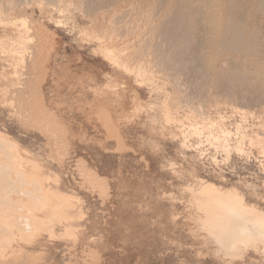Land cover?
<instances>
[{"label":"rangeland","instance_id":"obj_1","mask_svg":"<svg viewBox=\"0 0 264 264\" xmlns=\"http://www.w3.org/2000/svg\"><path fill=\"white\" fill-rule=\"evenodd\" d=\"M0 3V162L16 146L27 165L0 166L18 206L0 205V264H264L263 244L228 251L204 229L193 198L212 184L264 211V0ZM30 164L75 220L22 210Z\"/></svg>","mask_w":264,"mask_h":264},{"label":"bare ground","instance_id":"obj_2","mask_svg":"<svg viewBox=\"0 0 264 264\" xmlns=\"http://www.w3.org/2000/svg\"><path fill=\"white\" fill-rule=\"evenodd\" d=\"M1 4V3H0ZM16 4V3H15ZM61 12V11H60ZM1 19V18H0ZM22 20V19H21ZM8 21V20H7ZM14 22V21H13ZM16 22V21H15ZM19 22V21H18ZM22 22V21H21ZM25 22V21H24ZM8 23H9V21H8ZM11 24V23H10ZM13 24V23H12ZM24 24V23H23ZM3 25V24H2ZM21 25V24H20ZM10 26V25H9ZM23 26V25H22ZM24 27H26L25 25H24ZM20 28V27H19ZM17 29H18V27H17ZM22 29V28H21ZM27 30V29H26ZM29 32V31H28ZM20 33V32H19ZM18 33V34H19ZM24 34H26V33H24ZM20 38V37H19ZM18 38V39H19ZM17 39V38H16ZM22 39V38H21ZM20 39V40H21ZM28 39V38H27ZM26 39V40H27ZM10 40V39H9ZM25 41V40H24ZM8 41H6V43H7ZM11 42V41H10ZM16 43H17V40H16ZM20 43H22V42H19V44ZM4 45H6L5 43H4ZM15 45H17V44H15ZM22 46V45H21ZM4 48H6V47H4ZM3 48V49H4ZM21 48V47H20ZM23 48V47H22ZM21 48V49H22ZM10 49V48H9ZM8 49V50H9ZM1 51V50H0ZM5 51H7V50H5ZM10 51V50H9ZM24 51V50H23ZM2 52V51H1ZM13 52V51H12ZM16 53H19V52H16ZM5 55V54H4ZM13 55V54H12ZM17 56V55H16ZM24 57V56H23ZM29 59V58H28ZM11 60H12V58H11ZM16 60V59H15ZM16 61H18V60H16ZM21 63V62H20ZM7 65V64H6ZM13 65H14V63H13ZM14 67V66H13ZM14 72V71H13ZM16 85V84H15ZM17 85H19V84H17ZM3 90V89H2ZM1 90V91H2ZM4 91V90H3ZM5 92H8L7 90H5ZM5 95V94H4ZM4 101V100H3ZM2 101V102H3ZM32 131V130H31ZM1 137H2V135H1ZM0 137V138H1ZM7 139V138H6ZM3 140H5L4 138H3ZM6 141V140H5ZM3 142V141H2ZM2 142H0V144L2 143ZM5 143V142H4ZM4 143H2L3 145H4ZM251 143V142H250ZM9 143H7V145H8ZM47 144V143H46ZM5 145H6V143H5ZM4 145V146H5ZM9 145H11V144H9ZM1 146V145H0ZM4 146H2V147H4ZM14 146V145H13ZM7 147V146H6ZM11 148H16V146L15 147H12L11 146ZM11 148H7L10 152H12V158H14L15 157V154H13V152H15V151H11L10 149ZM225 148H228V146L227 145H225ZM5 149V148H4ZM3 149V150H4ZM6 149V150H7ZM14 150H16V149H14ZM50 150V149H49ZM229 152V151H228ZM0 153H2V150H1V152ZM6 154H7V157L8 156H10L8 159L7 158H3L2 157V163L0 162V166H6V165H4V161H6L7 162V160L10 162V160L12 159L11 158V155H8V152L6 151ZM11 154V153H10ZM16 154H18L17 152H16ZM0 155H4V152H3V154H0ZM13 155H14V157H13ZM17 157V160H14V161H12V162H14V163H12V165L14 164L15 166H20V167H25V166H27V165H25L24 163V166L23 165H20V163L21 162H19V161H21L20 159L21 158H18V156H16ZM0 158H1V156H0ZM11 158V159H10ZM5 159V160H4ZM1 161V160H0ZM226 161V160H225ZM217 162V161H216ZM8 163V162H7ZM33 163V162H32ZM3 164V165H2ZM6 164V163H5ZM9 164L10 163H8L7 165H8V167H9ZM35 164V163H34ZM31 165V164H30ZM32 166V165H31ZM8 167H6V168H8ZM12 166L10 165V171H12L13 169L11 168ZM38 167H39V165H38ZM37 167V165H36V167L34 166H32V168H30V169H32V171L31 170H28V173H25L24 175H23V178H21L22 180H24V183H29L30 182V180H31V182H32V179H33V183L35 182L34 180H36L35 179V177L37 178V180H39V184L38 183H35L36 185H38V186H36L35 187V184L33 185L34 187H35V189H33V190H35V191H33V192H35L36 193V188L38 187L39 189H38V192L36 193V194H39V195H37V196H40L41 198L39 199V197H38V201H35L34 203L35 204H33L34 206L32 207L31 205L32 204H30V206L28 207V205H29V203H31V200L33 199V196L35 197L36 195H35V193H34V195L31 197V199H30V201H29V198H30V194H28L29 196H28V201H29V203H27V196L26 197H24V196H22L23 198H26V200L24 201V203L26 202V204H28L27 206L24 204V203H21V204H19L20 202H19V200L17 201V203L19 204V205H25V207L24 208H26V210L23 208V206L21 207L22 208V210L23 211H27V209H28V211H27V213H29V211L30 212H35V211H37V210H35V209H38V211H40V212H42L43 214H44V219H45V223L44 222H42L41 220H39L38 222H39V224H40V221L42 222L41 224H43V226H45V225H47L48 223H53V224H55L54 222H59V221H61V220H64V221H68V222H70V221H73V220H75L76 219V214L75 213H73V210L75 209V206H76V202L75 201H77L73 196H71V195H67V194H64V193H62V192H60L59 190H57V189H55V190H52V189H48V188H46L45 187V185H44V182L45 181H47V180H49V178L47 177V176H40V175H38L37 174V172H36V168H38ZM13 168L14 169H16L14 166H13ZM33 168H35L34 170H35V172L36 173H34L33 172ZM28 169V168H27ZM0 170H3L2 168L0 169ZM16 170H18V169H16ZM15 170V171H16ZM38 170H39V168H38ZM7 172H9L8 170H6ZM14 170L12 171V173H14L15 172ZM24 171H25V169H24ZM31 171V172H30ZM4 172V171H3ZM6 172V173H7ZM220 172V171H219ZM11 173V172H10ZM11 173V174H12ZM16 173V176H19L18 174H17V171L15 172ZM19 173V172H18ZM50 173H52V171L50 172ZM56 173V172H55ZM11 174H9V176H7V178L8 177H10V175ZM22 174H20V177H22L21 176ZM52 175H54V174H52ZM1 176V175H0ZM56 177V176H55ZM2 178L3 179H5L6 178V176H2ZM7 178L5 179V180H7ZM12 180H11V183H13V180H14V182H15V180H16V178L14 179V176L12 175ZM19 178V177H18ZM51 179V178H50ZM21 180V181H22ZM221 180V179H220ZM18 180H16V182H17ZM29 181V182H28ZM237 182L239 181V180H236ZM5 182V181H4ZM49 182H51V181H49ZM53 182V181H52ZM7 183V182H6ZM17 183H19V182H17ZM16 183V185H15V189L16 190H18V193L20 192L19 191V189H21L22 191L24 190V187L23 188H16V187H18L17 184ZM32 183V184H33ZM242 183V182H241ZM250 183V182H249ZM21 184V186L22 185H24L25 187H27L28 185H29V187H27V188H29V190L31 191V186L30 185H32V184ZM239 184V183H238ZM264 184V183H263ZM262 184V185H263ZM3 184H1V186H2ZM27 185V186H26ZM255 185V184H254ZM256 185H258V184H256ZM1 186H0V188H1ZM5 186V185H4ZM33 186H32V188H33ZM82 186V185H81ZM3 187V186H2ZM12 187V186H11ZM20 187V186H19ZM246 187H247V184H246ZM260 187V186H259ZM264 187V186H263ZM3 188H5V187H3ZM252 188H254L253 186H252ZM252 188H251V190H252ZM262 188V187H261ZM260 188V189H261ZM2 189V188H1ZM14 189V188H13ZM12 189V190H13ZM250 189V188H249ZM3 190V189H2ZM11 190V191H12ZM25 190H27L28 191V189H26L25 188ZM24 190V191H25ZM92 190V189H91ZM256 190V189H255ZM1 191V190H0ZM6 191H8V189L6 190ZM24 191H23V195H24ZM29 191V192H30ZM198 191V190H197ZM253 191V190H252ZM251 191V192H252ZM9 192H10V190H9ZM193 191H191V193H192ZM196 194H197V192L196 191H194ZM11 193V192H10ZM9 193V194H10ZM17 193V192H16ZM22 193V192H21ZM30 193H32V192H30ZM40 193H41V195H40ZM200 193V194H199ZM1 194V193H0ZM2 196L0 195V205H3L4 206V204H5V202L7 203L6 204V208H8V210H9V208H11V209H14V208H18V206L17 207H14V202L12 201V202H10V205L11 206H13L14 208H12V207H9L10 205H8V203H9V199H8V197H6V196H4L5 194L2 192ZM8 194V195H9ZM13 191H12V193H11V196H13L12 198H15L14 196H15V194H13ZM196 194H194L193 193V198H194V202H195V206H196V209L199 211V212H201L202 214H203V216H204V219H206V220H203V222L205 221V223H203V227H204V229H206L209 233H211L212 235H215L217 238H218V241L221 243V244H223V246L224 247H226V249L229 251H231V250H233L235 247H236V245H243L244 247H248L249 245H252V244H257V243H261V244H263L264 245V211L263 210H261V209H259V208H256L255 206H250V205H248V204H246L245 202H244V200L242 199V197H241V195L238 193V192H236V191H234V190H227V191H223V190H220V189H218L217 187H215L214 185H212V184H202L201 186H200V188H199V191H198V194L196 195ZM253 194V193H252ZM17 195V194H16ZM20 195H22V194H20ZM27 195V194H26ZM90 195H92V194H90ZM262 195V194H261ZM10 195H9V197H11ZM248 196V195H247ZM253 196H254V194H253ZM16 197H18V195L16 196ZM21 197V196H20ZM21 197V198H22ZM21 198H20V200H21ZM255 198V197H254ZM11 199V198H10ZM35 199H37V197L35 198ZM256 199V198H255ZM17 200V199H16ZM16 200H14L15 202H16ZM24 200V199H23ZM1 201H2V203H1ZM33 201H34V199H33ZM79 201V200H78ZM37 202V203H36ZM262 202H264V200L262 201ZM39 203H41V205H38ZM78 203V202H77ZM16 204V203H15ZM8 205V206H7ZM17 205V204H16ZM15 205V206H16ZM36 206V207H35ZM2 207V206H1ZM19 207V208H20ZM34 207H35V209H34ZM8 210H5V212L6 211H8ZM33 210V211H32ZM35 210V211H34ZM1 211H2V208H1ZM9 211H11L12 212V210H9ZM7 212V213H10V212ZM16 211V210H15ZM15 211H14V213H15ZM72 212V213H69V212ZM2 213L3 214H5L4 213V210L2 211ZM6 213V215H5V217H4V220L6 219V217L8 218L7 220H10L11 218H9V217H13V214H11V216H9L10 214H7ZM13 213V212H12ZM18 213V212H17ZM20 213V212H19ZM19 213L16 215V213H15V215H14V218L13 219H15V217L16 216H19ZM26 213V212H25ZM1 214V213H0ZM1 215L2 217L4 216V215ZM21 215H23V214H21L20 213V216ZM37 215V214H36ZM35 215V216H36ZM81 215V214H80ZM218 217H217V216ZM212 216L213 217H216V219L213 221V218H212ZM22 218H28V222H29V227L30 226H32L30 223H31V221H29V219H31V218H29V216L28 217H26V214H25V216L23 217V216H21ZM81 217V216H80ZM209 218L210 220H211V222H210V220L208 221L207 220V218ZM211 217V218H210ZM82 218V217H81ZM37 219V218H36ZM16 220V219H15ZM32 221L34 220V219H31ZM0 221H1V219H0ZM11 221H13V220H10L9 222L8 221H5V222H3L4 224V227H3V225L1 226V227H3L4 229H5V224H11ZM16 222V221H15ZM21 222H23V221H21ZM21 222H19V223H21ZM36 222V221H35ZM38 222H37V225H38ZM207 222V223H206ZM34 223V222H33ZM17 224V225H16ZM41 224L39 225V226H41ZM59 224V223H58ZM12 225H13V222H12ZM12 225H9V227L10 226H12ZM36 225V224H35ZM34 225V226H35ZM80 225V224H79ZM15 226V227H14ZM14 226H12V228L13 229H15V228H17L16 226H19L20 227V225L18 224V223H15V225ZM43 226H41V228L43 227ZM18 227V228H19ZM36 227V226H35ZM11 228V229H12ZM17 228V229H18ZM23 227L21 226L18 230L20 231L21 229H22ZM33 228V230H34V227H32ZM31 228V229H32ZM30 229V230H31ZM36 229V228H35ZM2 230V229H1ZM23 230H25L24 228H23ZM22 230V231H23ZM28 230V229H27ZM29 230V231H30ZM37 230V229H36ZM51 230V229H50ZM5 231V230H4ZM9 231V230H8ZM32 231V230H31ZM39 231V230H38ZM65 236L66 235H69V237H72L73 235H74V229H73V227H71L70 225H68V227H66L65 228ZM10 232V231H9ZM15 232L16 233H21V232H18L16 229H15ZM25 232V231H24ZM32 232H34V231H32ZM32 232H29V233H26L27 235L29 234L30 235V233H32ZM47 232V231H46ZM51 232V231H50ZM8 233V232H7ZM11 233V232H10ZM37 233V232H36ZM48 233V232H47ZM6 233H4L3 235H5ZM25 234V235H26ZM39 234V233H38ZM10 234H7V236L6 237H8ZM19 235V234H18ZM22 234H20V236H21ZM28 235V236H29ZM33 235H36V234H31V236L33 237ZM44 235V234H43ZM49 235H51V233L49 234ZM11 236H12V234H11ZM10 236V237H11ZM30 236V237H31ZM3 237H5V236H3ZM13 237H14V235H13ZM31 237V238H32ZM50 237V236H49ZM62 237H63V235H62ZM67 237V236H66ZM65 237V238H66ZM22 238H24L23 237V235H22ZM21 238V239H22ZM74 237H72V239H73ZM3 238H1V240H2ZM6 239V238H5ZM7 239H9V238H7ZM7 239H6V241H7ZM25 239V238H24ZM27 240L29 239V237L28 238H26ZM50 239V238H49ZM48 239V240H49ZM52 239V238H51ZM55 239V238H54ZM59 239V238H58ZM0 240V243L4 240H2L1 241ZM10 241L7 243L8 244V247H9V245H10V243L11 242H13V238L11 239H9ZM23 240V239H22ZM29 240H31V239H29ZM56 240V239H55ZM24 241V240H23ZM53 241V240H52ZM21 242V241H20ZM27 242V241H26ZM23 243V242H22ZM27 243H29V242H27ZM32 243V242H31ZM4 244V243H3ZM3 244H1L2 246H3ZM21 244V243H20ZM30 244V243H29ZM1 246V247H2ZM26 246V245H25ZM7 247V248H8ZM24 247V246H23ZM6 248V249H7ZM0 250H1V248H0ZM3 250H5V249H3L2 248V251ZM1 251V252H2ZM6 251V250H5ZM8 251V250H7ZM1 254V253H0ZM3 254V253H2ZM2 254L0 255V256H2ZM36 256V255H35ZM13 257H15V256H13ZM13 261H14V258H13ZM4 264H6V263H4Z\"/></svg>","mask_w":264,"mask_h":264}]
</instances>
